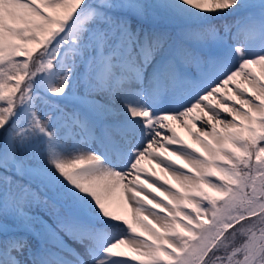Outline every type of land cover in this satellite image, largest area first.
<instances>
[{
    "label": "snow or ice",
    "instance_id": "snow-or-ice-1",
    "mask_svg": "<svg viewBox=\"0 0 264 264\" xmlns=\"http://www.w3.org/2000/svg\"><path fill=\"white\" fill-rule=\"evenodd\" d=\"M0 264H264V0H0Z\"/></svg>",
    "mask_w": 264,
    "mask_h": 264
},
{
    "label": "bare ground",
    "instance_id": "bare-ground-1",
    "mask_svg": "<svg viewBox=\"0 0 264 264\" xmlns=\"http://www.w3.org/2000/svg\"><path fill=\"white\" fill-rule=\"evenodd\" d=\"M182 138H183L187 143L192 144V146H193L194 148H199V147H200V149H202L201 146L199 145V143H198L194 138L189 137L188 135H186V133L182 135ZM202 150H203V149H202ZM161 151H162V150H161ZM173 159H176V158L173 157ZM178 162H179V163H183V161H178ZM142 163H143V166H144L145 168L149 169V171L155 170V172H156V173H157L162 179H167V180L170 181V183H172V184L176 185L177 187H179V185L177 184V182H176L175 180H173L172 177H171L169 174L162 172L160 168L156 167V166L152 163V161H150V160H146L145 162H142ZM124 208H125V212L122 213V214H127L128 218L130 219V218H131V215H130L131 210H130V208H127V205H125ZM138 230H139V229H138Z\"/></svg>",
    "mask_w": 264,
    "mask_h": 264
},
{
    "label": "rangeland",
    "instance_id": "rangeland-1",
    "mask_svg": "<svg viewBox=\"0 0 264 264\" xmlns=\"http://www.w3.org/2000/svg\"><path fill=\"white\" fill-rule=\"evenodd\" d=\"M173 124H174V126L176 127V130H177V132L179 133V135L182 137V135L183 134H185L186 133V135H188L189 137H192L189 133H188V131H187V129H185V128H182L178 123H176V122H173ZM193 138V137H192ZM202 148V147H201ZM199 149H200V147H199ZM203 149V148H202ZM202 149H200L201 151H203ZM146 161V160H145ZM145 161H143V162H145ZM209 191H211V190H209Z\"/></svg>",
    "mask_w": 264,
    "mask_h": 264
}]
</instances>
